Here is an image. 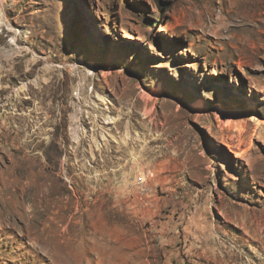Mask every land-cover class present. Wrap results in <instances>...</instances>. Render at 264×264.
Wrapping results in <instances>:
<instances>
[{"label": "rangeland", "instance_id": "obj_1", "mask_svg": "<svg viewBox=\"0 0 264 264\" xmlns=\"http://www.w3.org/2000/svg\"><path fill=\"white\" fill-rule=\"evenodd\" d=\"M0 103V264H264V0H0Z\"/></svg>", "mask_w": 264, "mask_h": 264}, {"label": "bare ground", "instance_id": "obj_2", "mask_svg": "<svg viewBox=\"0 0 264 264\" xmlns=\"http://www.w3.org/2000/svg\"><path fill=\"white\" fill-rule=\"evenodd\" d=\"M38 83V81H36V84ZM38 85V84H37ZM29 86V85H28ZM28 86L27 85H24V87H22V89L21 90H19L18 91V96L21 94V92H23V91H26L27 89H28ZM31 89V88H30ZM81 96V95H80ZM80 99V98H79ZM99 100L103 103V104H105V103H110V101L105 97V96H103V95H100L99 96ZM80 101V100H79ZM89 103V102H88ZM82 104V103H81ZM80 104V105H81ZM89 108H92V110L94 109L95 111H96V113H94L93 115H94V122H95V124L98 122V119L101 117V116H106V111L104 110V109H101V108H99L97 105L98 104H96V103H92V102H90L89 104ZM2 104L0 103V110H1V108H2ZM82 106V105H81ZM78 107V106H77ZM86 107V106H85ZM84 108V107H83ZM78 110V109H77ZM83 110V109H82ZM78 111H80V112H82L81 111V108H80V110H78ZM84 111V110H83ZM77 112V111H76ZM75 112V113H76ZM89 112H90V114L92 115V113H91V111L89 110ZM79 115V114H78ZM74 117V121H76V122H78V121H80V119L78 118V116H77V114H75V116H73ZM83 120V119H82ZM81 120V121H82ZM110 120H112V121H114L113 123H115V122H118V121H120V118H110ZM82 123V122H81ZM79 124V123H78ZM74 128V127H73ZM85 134H86V131L84 130V128H83V126H81V125H78L77 127H76V129L74 130V138H75V140L79 143L80 142V140L83 138V136H85ZM112 137V136H111ZM115 140H117V142L119 141L120 143H122V139L121 138H118V137H113ZM91 139L93 140V142L98 146V148L100 149L101 148V145L99 144V142H98V139L97 138H95V136L93 135H91ZM125 143H127V140L125 139ZM44 179V178H43ZM42 179V180H43ZM152 180H154V177L152 176ZM28 185L29 184H26L25 186H26V188L28 187ZM41 186H43V188L42 189H45L46 188V184L43 182V185H41ZM47 192V191H46ZM48 193V192H47ZM46 193V194H47ZM45 195V194H44ZM37 213V212H36ZM40 218V217H39ZM51 220V219H50ZM68 229V228H67ZM69 230V229H68ZM44 235V234H43ZM54 238H55V236H53ZM51 238V237H50Z\"/></svg>", "mask_w": 264, "mask_h": 264}, {"label": "built area", "instance_id": "obj_3", "mask_svg": "<svg viewBox=\"0 0 264 264\" xmlns=\"http://www.w3.org/2000/svg\"><path fill=\"white\" fill-rule=\"evenodd\" d=\"M152 174H155L153 172L147 171V172H143L140 176L139 179V184L140 185H145L148 182L152 181Z\"/></svg>", "mask_w": 264, "mask_h": 264}]
</instances>
